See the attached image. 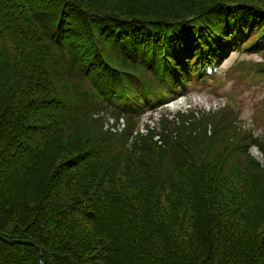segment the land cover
<instances>
[{
  "label": "trees",
  "instance_id": "trees-1",
  "mask_svg": "<svg viewBox=\"0 0 264 264\" xmlns=\"http://www.w3.org/2000/svg\"><path fill=\"white\" fill-rule=\"evenodd\" d=\"M228 3L264 9L0 0V264H38L34 247L11 240L35 245L43 264H264V169L243 145L251 138L264 157V140L217 118L210 134L204 118L134 128L137 94L165 77L151 50L159 61L181 43L168 30L192 16L241 29L221 16ZM123 81L129 109L101 98L121 96ZM100 115L126 126L113 133Z\"/></svg>",
  "mask_w": 264,
  "mask_h": 264
},
{
  "label": "rangeland",
  "instance_id": "rangeland-1",
  "mask_svg": "<svg viewBox=\"0 0 264 264\" xmlns=\"http://www.w3.org/2000/svg\"><path fill=\"white\" fill-rule=\"evenodd\" d=\"M238 56L239 55L237 53H234L229 59H227L224 62L223 67L228 68V64H230L233 59H237ZM253 59H256V58H253ZM224 88H225V85H222L219 88V91L223 90ZM238 88L239 89L235 92L236 96L240 95L239 93L240 90L245 91V94H248L246 101H244L240 105V111L242 113V116H241L242 122H244L245 120H248L245 128L247 129L249 124L251 123L252 128L255 131L253 134L256 137L258 135L264 137V117L261 114V109L264 110V106H263L264 104H262L264 103V81L259 82L257 84H253L250 87H248L245 84H241ZM217 93L219 92L209 93V91L205 89H201V87H199L181 99L185 101V106L180 105L181 100H176V101H179L178 104L175 105V107L171 109V105L174 102H176L174 100L168 105L165 104V107H167L169 110H163L162 112H168V113L174 114L177 111H180V110L185 111L186 109L188 110H193V109L207 110L208 108H215L220 102L215 99V97L217 96ZM158 120H159V112H154L153 115H149L148 117H145L139 121L138 129H142L145 124H149L150 126L154 127L156 126V123L158 122ZM124 125H125V122L121 121L120 122L121 128H119V132L123 131L122 129ZM250 152H255V149H253ZM255 156H256V159L262 162L264 165V160L262 159V155L258 153L257 150L255 152Z\"/></svg>",
  "mask_w": 264,
  "mask_h": 264
},
{
  "label": "water",
  "instance_id": "water-1",
  "mask_svg": "<svg viewBox=\"0 0 264 264\" xmlns=\"http://www.w3.org/2000/svg\"><path fill=\"white\" fill-rule=\"evenodd\" d=\"M10 244H28L31 245L32 247H34L37 250V262L38 264H43L41 262V251L33 244L29 243V242H25V241H18V240H11L8 241Z\"/></svg>",
  "mask_w": 264,
  "mask_h": 264
},
{
  "label": "bare ground",
  "instance_id": "bare-ground-1",
  "mask_svg": "<svg viewBox=\"0 0 264 264\" xmlns=\"http://www.w3.org/2000/svg\"><path fill=\"white\" fill-rule=\"evenodd\" d=\"M180 105H184V102L181 101V102H180ZM252 154L255 156V152H252ZM255 157H256V156H255Z\"/></svg>",
  "mask_w": 264,
  "mask_h": 264
}]
</instances>
